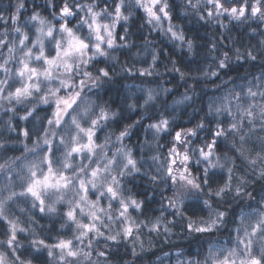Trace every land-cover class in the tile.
Listing matches in <instances>:
<instances>
[{"label":"clouds","instance_id":"obj_1","mask_svg":"<svg viewBox=\"0 0 264 264\" xmlns=\"http://www.w3.org/2000/svg\"><path fill=\"white\" fill-rule=\"evenodd\" d=\"M254 260L264 0H0V264Z\"/></svg>","mask_w":264,"mask_h":264},{"label":"snow or ice","instance_id":"obj_2","mask_svg":"<svg viewBox=\"0 0 264 264\" xmlns=\"http://www.w3.org/2000/svg\"><path fill=\"white\" fill-rule=\"evenodd\" d=\"M233 11H235V9H233ZM25 69L27 70V66H25ZM29 192L32 193L33 196H37V193L33 190L32 187L29 188ZM71 215V214H69ZM60 247H67L68 245L64 244L63 242L61 243V245H59ZM252 264H259V261H252Z\"/></svg>","mask_w":264,"mask_h":264}]
</instances>
